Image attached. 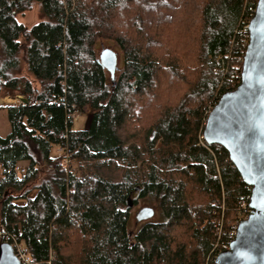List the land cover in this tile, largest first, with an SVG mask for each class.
I'll use <instances>...</instances> for the list:
<instances>
[{"label":"trees","instance_id":"trees-1","mask_svg":"<svg viewBox=\"0 0 264 264\" xmlns=\"http://www.w3.org/2000/svg\"><path fill=\"white\" fill-rule=\"evenodd\" d=\"M256 4L0 0V96L27 99L5 107L0 229L34 264H204L229 247L251 187L203 132L207 107L240 83ZM34 5L43 19L28 28L17 17ZM100 40L122 52L114 77ZM88 109L87 127L74 130V113ZM53 146L67 147L68 170ZM140 200L159 218L132 232Z\"/></svg>","mask_w":264,"mask_h":264},{"label":"water","instance_id":"water-1","mask_svg":"<svg viewBox=\"0 0 264 264\" xmlns=\"http://www.w3.org/2000/svg\"><path fill=\"white\" fill-rule=\"evenodd\" d=\"M248 32L240 83L219 97L203 132L208 144L227 150L243 181L251 187L250 212L239 221L229 248L218 253L214 264H264V0H257ZM99 61L114 77L118 52L103 47ZM18 99L27 102L25 97ZM154 213L153 207L145 206L136 219L148 220ZM0 264H22L9 243L0 242Z\"/></svg>","mask_w":264,"mask_h":264},{"label":"rangeland","instance_id":"rangeland-1","mask_svg":"<svg viewBox=\"0 0 264 264\" xmlns=\"http://www.w3.org/2000/svg\"><path fill=\"white\" fill-rule=\"evenodd\" d=\"M17 19H18L19 22L23 23L25 26H27L28 28H30L33 25L39 23L43 19V16H42V13H41V10H40L39 6L38 5H34L31 9H29V10L23 12V13H20L18 15ZM103 47H108V48H111V49H113V50H115V51L118 52V69H117L116 72L119 73V71H120V69H121V67L123 65L122 52L119 50L118 46L113 41H111V40H106V41L105 40L104 41L103 40H100V41H98V43H97V53L98 54H99V52L101 51V49ZM22 74H24L26 77H28L32 81H34L33 77L28 73L25 65L22 66ZM35 85H37L36 82H35ZM160 87H161L160 90H157V92L155 93V97H156V101L157 102H161V100L163 98H166L167 97V96L164 95V94H166L164 92V90L161 91L162 86H160ZM17 96H15V95H9V94H3L2 96H0V134L2 136H6L10 132V130H11L10 122H9L8 115H7V111H6L5 107L8 106V105H11V104H20L21 103V100L18 99ZM128 96H127L128 99H130V100L133 99V94H128ZM16 97H17V99H15ZM147 99L150 101L152 98L149 95L148 96H145L144 103L147 101ZM209 107H207V108H209ZM91 112H92V110L91 109H88L85 112L74 113V115H73L74 117H73L72 128L74 130L85 129L87 127V124H88V121H89ZM51 154H52V156H57L59 154L58 147L57 146H53L52 147ZM23 166L25 167L26 164L23 163V165L21 167H23ZM69 167H70V163H69V165L67 167H65V169L68 170ZM34 195H35V192H34ZM145 206H151V207H154V209L156 208V205H149L147 202L141 201V200L136 205H134V207L132 208L131 224H130V230L132 232H134L139 227V225H141L143 223V222H138L137 221L136 214H137V212L141 208H143ZM154 216H156V217H154ZM154 216L152 217V219L153 218H156V219L159 218V214L157 213L156 209H155ZM247 216H248V214L245 213L241 217L240 220L246 218ZM204 264H212V262L206 261Z\"/></svg>","mask_w":264,"mask_h":264},{"label":"built area","instance_id":"built-area-1","mask_svg":"<svg viewBox=\"0 0 264 264\" xmlns=\"http://www.w3.org/2000/svg\"><path fill=\"white\" fill-rule=\"evenodd\" d=\"M255 10H256V7H255V9H254V11H253V15H254V13H255ZM253 15H252V17H253ZM252 17H251V18H252ZM251 18H250V19H251ZM250 19H249L248 22H247V29H248V24H249ZM248 33H249V32H248ZM248 37H249V36H248ZM243 57H244V56H243ZM242 61H243V59H242ZM242 63H243V62H242ZM227 91H229V90H227ZM222 94H223V93H222ZM222 94H221V95H222ZM221 95H220V96H221ZM218 99H219V98H218ZM217 101H218V100H217ZM217 101H216V102H217ZM216 102H214V104H213L212 106H210V107L207 109V113H208V115H209V113L212 111V108L214 107V105H215ZM203 138H204V137H203ZM58 152H59V154L64 155V149H62V148H58ZM16 170L22 173V172L25 171V167H17ZM0 174H1V173H0ZM249 212H250V211H249ZM248 214H249V213H248ZM0 242L9 243V244L13 247L16 257L19 259V261H20L22 264H34V259H33V257L31 256L29 249L25 246V244H24L22 241H20V240H19L17 237H15L12 233L6 231L5 229H0ZM216 256H217V255H216ZM216 256H215V258H216ZM214 261H215V259H214ZM212 264H214V262H213Z\"/></svg>","mask_w":264,"mask_h":264},{"label":"bare ground","instance_id":"bare-ground-1","mask_svg":"<svg viewBox=\"0 0 264 264\" xmlns=\"http://www.w3.org/2000/svg\"><path fill=\"white\" fill-rule=\"evenodd\" d=\"M17 97L15 99H17ZM72 115L73 114H71V116ZM62 149H64V167H67L69 165V163H70V152L68 151L67 147L66 148H62Z\"/></svg>","mask_w":264,"mask_h":264}]
</instances>
